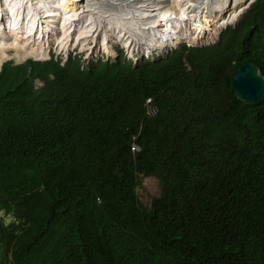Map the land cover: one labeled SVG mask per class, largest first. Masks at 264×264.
<instances>
[{
    "label": "trees",
    "instance_id": "1",
    "mask_svg": "<svg viewBox=\"0 0 264 264\" xmlns=\"http://www.w3.org/2000/svg\"><path fill=\"white\" fill-rule=\"evenodd\" d=\"M116 51L2 63L0 264H264V101L231 86L264 76V0L214 43Z\"/></svg>",
    "mask_w": 264,
    "mask_h": 264
},
{
    "label": "rangeland",
    "instance_id": "2",
    "mask_svg": "<svg viewBox=\"0 0 264 264\" xmlns=\"http://www.w3.org/2000/svg\"><path fill=\"white\" fill-rule=\"evenodd\" d=\"M53 1L54 0H32V2H37L38 4L41 3L47 7L49 5L47 2ZM88 1L93 2V4H96L97 2V0ZM161 1L164 0H152L153 4L159 3ZM142 2L144 1L139 0V4H142ZM211 6L214 8L213 4ZM245 9L246 7L241 8L239 10L240 12L238 11L239 13L237 12L235 17H232V14L229 15L228 13L225 18L221 19V15H218V12L213 11L217 17H203V22L200 23L197 21L196 23L198 24L192 21L187 37L189 39L192 38V40H190V42L186 41L180 43L208 45L216 42L219 38L220 32L227 25L234 23ZM48 12H54V14H46L44 19H42L43 25L45 24L43 31L45 29L49 30L45 34L44 39L40 40L38 57L31 55L20 56L14 47L9 46L4 54H0V69L2 63L6 60H14L16 63L23 62L28 58L44 61L45 59L50 58L51 54L59 56L62 63L67 59L70 53L83 54V57L89 59L99 57H112L116 59L118 58L116 51L117 46L123 48L125 54L131 60L133 59L136 61L140 60L141 58H147V54L150 57L151 55H159L164 52H168L171 48L180 44H176L180 40L167 41L159 33H148L144 35L139 33L135 27L130 25L128 20L139 21L144 25L142 29L143 31L150 30V28H155V26L150 24V22L153 23V20L150 18V16L149 19L146 16H141L147 12L141 11L137 6H132L129 13L124 12V16H122L120 20H118V18H114V16L122 14V11L116 14L117 11L111 9L108 6H105L102 9L97 8V6H92V8L87 7L85 8V11H82V13L78 12L76 18L67 23L68 26H66L64 30H62L60 26V18L62 17L59 14H56L58 11L49 10ZM104 12H108V14H106V16H102ZM14 13L17 15V12ZM5 14L8 16L7 19H9L11 16L9 10H5ZM37 14L42 16L43 12L41 11ZM88 14L92 16V20H90V22H86ZM112 14H114V16H112ZM108 16H110V18H108ZM183 19L184 20L181 22L186 25L189 22L188 16H183ZM5 20L6 19H3V21ZM43 20H45V22ZM146 20H148V22H146ZM73 21H76L77 23L76 28L72 29L73 33L80 32V30H82L85 25L84 22H86V24L94 22L95 27L92 32H90V34H86L87 36L80 37V34L75 35L77 36L76 38L71 36L66 37V35L62 36V34H64V32L70 28V24ZM118 21H120V23ZM216 22H218V24H216ZM174 24L175 26H178L180 23L178 22V24ZM3 26H8L6 21L3 23ZM130 26H132V28H130ZM2 29L3 31H0V35L3 38H6V40H10L11 35L6 32L4 28ZM6 29L8 30V28ZM120 32H122V34H120ZM60 36H62V38H60ZM126 40H128V44H126ZM160 192L161 185L157 177H141L140 186L138 188V196L144 206L150 207L152 199L155 196H158Z\"/></svg>",
    "mask_w": 264,
    "mask_h": 264
},
{
    "label": "bare ground",
    "instance_id": "3",
    "mask_svg": "<svg viewBox=\"0 0 264 264\" xmlns=\"http://www.w3.org/2000/svg\"><path fill=\"white\" fill-rule=\"evenodd\" d=\"M142 1L144 2L139 4V0H97L96 4H93V2H89L88 0H54L53 2H47L49 4L47 7L44 4L32 2V0H0V31H3L2 28H4V30L11 35L10 40H6V38L0 35V54H4L6 49L10 46L14 47L20 56L31 55L38 57L40 40L44 39L45 34L49 30L45 29L43 31L45 24L43 25L42 19H44L46 14H54V12H48L49 10L58 11L56 14L62 17L60 18V26L62 30H64V28L68 26L67 23L76 18L78 12L82 13V11H85L87 7L92 8V6H97V8L102 9L108 6L117 11L116 14L122 11V14H118V16L112 14L114 18L120 20V18L124 16V12L129 13L132 6H137L141 11L147 12L141 16H146L148 19L150 16L153 20V23L150 22V24L155 26V28L143 31L144 25L139 21L128 20L130 25L135 27L139 33L142 35L159 33L167 41L180 40L190 42L192 38L189 39L187 37L192 21L195 23L197 21L202 23L203 17H217L213 11L218 12V15H221V19L225 18L228 13L229 15L232 14V17H235L236 13L241 8H244L251 0H164L154 4L152 0ZM212 4L214 8H212ZM5 10H9L11 13L9 19H7L8 16H6ZM41 11L43 14L39 16L37 13ZM14 12H17V15ZM106 14H108V12H104L102 16H106ZM185 15L188 16L189 20L186 25L181 22L184 20L183 16ZM108 18H110V16H108ZM3 19H6L5 21L8 24L7 27L3 26V23H5ZM90 20H92V16L88 14L86 22H90ZM43 21L45 22V20ZM86 22H84L85 25L80 32L73 33L72 29L77 26L76 21H73L70 24V28H68L62 36L66 35V37L71 36L74 38L77 37L75 36L77 34H80V37L87 36L86 34H90L95 25L94 22L89 24H86ZM118 22L120 23V21ZM146 22H148V20H146ZM178 22L180 24L175 26L174 23L178 24ZM216 24H218V22H216ZM132 26H130V28H132ZM6 28H8V30ZM120 34H122V32H120ZM62 36H60V38H62ZM126 44H128V40H126ZM146 56L149 57L148 54ZM147 105L148 114L150 116L156 114L157 109L152 105L151 99H148ZM133 149L139 151L137 145H134Z\"/></svg>",
    "mask_w": 264,
    "mask_h": 264
},
{
    "label": "water",
    "instance_id": "4",
    "mask_svg": "<svg viewBox=\"0 0 264 264\" xmlns=\"http://www.w3.org/2000/svg\"><path fill=\"white\" fill-rule=\"evenodd\" d=\"M253 1L251 0L245 7L247 8ZM231 86L237 98L250 105H259L264 101V76L254 62H246L234 71Z\"/></svg>",
    "mask_w": 264,
    "mask_h": 264
},
{
    "label": "built area",
    "instance_id": "5",
    "mask_svg": "<svg viewBox=\"0 0 264 264\" xmlns=\"http://www.w3.org/2000/svg\"><path fill=\"white\" fill-rule=\"evenodd\" d=\"M136 148V147H135Z\"/></svg>",
    "mask_w": 264,
    "mask_h": 264
}]
</instances>
